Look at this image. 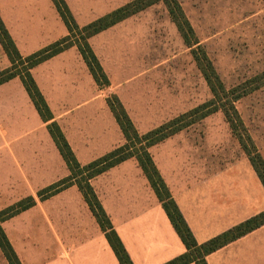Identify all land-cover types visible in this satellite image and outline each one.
I'll list each match as a JSON object with an SVG mask.
<instances>
[{
    "label": "crops",
    "instance_id": "0c3cea01",
    "mask_svg": "<svg viewBox=\"0 0 264 264\" xmlns=\"http://www.w3.org/2000/svg\"><path fill=\"white\" fill-rule=\"evenodd\" d=\"M63 1L75 25L82 28L135 0ZM146 9L87 40L108 87L96 85L76 46L30 70L50 112L49 122L42 121L19 78L0 85V212L27 198L35 201L33 207L0 224L20 264H118L76 186L45 200L37 195L70 176L48 132L50 124L59 128L83 167L124 144L106 103L109 97L118 99L139 135L181 114L161 108V103L148 109L157 101L136 97L141 84L134 76L141 65L147 71L156 41L155 29L145 19ZM0 20L21 58L68 36L52 0H0ZM8 68L10 62L0 46V72ZM207 117L198 126L203 134L207 128L209 142L205 135L182 129L148 149L197 244L264 212V188L248 157L232 135H220L218 124L206 125L215 120ZM252 129L247 133L264 163V129L258 125ZM89 184L132 264H165L185 253L134 159ZM205 261L264 264V226Z\"/></svg>",
    "mask_w": 264,
    "mask_h": 264
},
{
    "label": "trees",
    "instance_id": "16d2710c",
    "mask_svg": "<svg viewBox=\"0 0 264 264\" xmlns=\"http://www.w3.org/2000/svg\"><path fill=\"white\" fill-rule=\"evenodd\" d=\"M52 2L62 22L68 30V36L30 57H20L0 20V46L10 62V68L0 72V85L16 77L19 78L40 118L46 123L52 118L29 72L33 67L56 56L63 50L76 46L96 85L99 88L108 87V80L102 72L97 59L90 50L87 40L120 23L121 21L144 11L146 8L158 2H161L164 5L169 19L175 26L184 45L187 48L192 49L198 44L195 40H193V30L184 16L177 0H135L82 28L75 25L63 0H52ZM191 56L212 95V102L208 105L214 106L216 105L215 101H220V94L225 92L224 87L222 86L212 63L204 52H202L201 55H197L196 51L192 49ZM261 85H264V79L261 82ZM256 88L258 87H255V89ZM248 92L250 91H244L241 94L231 97L228 103V109H224V106L221 108L213 107L214 109L205 111L201 118L217 111H221L226 123L230 127V130L234 133V123H241L238 113L234 108V104L242 97L246 96ZM106 103L123 135L124 144L102 158L81 167L76 162L73 153L71 152L59 128L55 124H50L47 127L48 132L62 156V159L68 167L70 176L40 191L37 197L39 200H45L70 186H76L82 194L84 201L96 220L101 232L104 234L118 264L132 263L119 238L112 229L111 223L100 206L89 182L91 179L129 159H134L137 162L139 168L146 177L151 190L154 192L158 202L166 214L174 232L185 248V253L183 255L176 257L165 264H206L205 258L208 255L264 226V212H262L203 244H197L148 153V149L150 147L182 130L181 127L174 130L171 129L180 122V118H177L172 122L159 127L158 129L140 136L136 132L126 112L124 111V108L115 96L109 97L106 100ZM206 107L207 106L202 105L197 109V111L205 110L207 109ZM242 131L245 132L244 128ZM247 141L248 145L244 144L241 138L238 137V142L242 150L248 157L256 176L264 188V163L257 154L249 137L247 138ZM34 204L35 201L32 198H27L1 211L0 224L33 207ZM0 251L8 264H20L1 228Z\"/></svg>",
    "mask_w": 264,
    "mask_h": 264
},
{
    "label": "rangeland",
    "instance_id": "374dc122",
    "mask_svg": "<svg viewBox=\"0 0 264 264\" xmlns=\"http://www.w3.org/2000/svg\"><path fill=\"white\" fill-rule=\"evenodd\" d=\"M177 2L193 30V40L198 43L192 49L197 55L202 52L207 55L225 92L220 94V101H215L216 105L209 106L212 95L192 59V49L184 45L164 5L158 2L146 9L145 19L151 21L149 27L155 29L156 41L154 49L150 48L147 71L141 65V72L134 76V81L141 84L136 97L157 101L149 104L148 109H156V104L161 103V108L172 109L174 115L181 113L177 117L180 122L171 129L181 127L193 134L205 135L207 142V128L203 134L198 126L203 113L222 106L228 109L231 97L250 91L234 104L241 122L234 123V133L221 111L207 115L215 120L206 122V125L218 124L221 136L229 133L248 145V128L257 130L254 126L258 125L264 129V85H261L264 79V0ZM141 51L144 53L143 49ZM202 105L207 109L197 111ZM0 264H8L1 251Z\"/></svg>",
    "mask_w": 264,
    "mask_h": 264
}]
</instances>
